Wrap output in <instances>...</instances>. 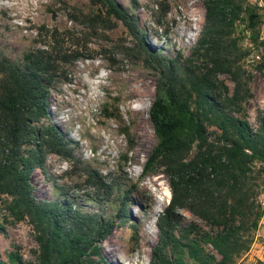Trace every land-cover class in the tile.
<instances>
[{"label":"rangeland","instance_id":"1","mask_svg":"<svg viewBox=\"0 0 264 264\" xmlns=\"http://www.w3.org/2000/svg\"><path fill=\"white\" fill-rule=\"evenodd\" d=\"M115 2L135 17L138 36L110 15L102 2L0 0V58L21 65L25 53L44 46L46 32L52 28L74 33L78 56L47 78V115L32 121L37 129L57 128L64 148L38 147L33 142L21 148L24 157L35 150L39 154L30 165L31 189L38 200L64 201L80 212L113 221L112 231L100 244L106 264H150L158 239L156 220L171 197L162 166L143 171L157 142L149 116L158 76L153 60L160 54L182 67L205 70L201 55L195 53L205 6L204 0ZM160 2L168 4L162 17ZM235 2L230 8L238 14L232 37L239 49L235 69L240 76L239 97L232 99L235 83L226 72L216 74L213 96L226 100L232 115L257 132L264 123V0ZM253 13L258 14L254 23L249 19ZM84 15H97L111 23L91 24ZM139 40L149 45L146 51ZM205 125L210 141H222L217 125L208 120ZM195 151L194 146L187 158ZM259 166L257 161L252 164L253 179L247 178L242 190L248 184L264 208V173L257 172ZM244 191L236 195L241 203L238 221L245 220V206L251 201L245 199ZM11 198L0 193V260L3 264H40L36 232L27 217L17 219L10 213ZM178 222L175 235L180 243L165 248L173 264L179 258L184 264H199L186 242L208 252L212 264L220 261L222 255L204 241L218 227L186 207L179 209ZM91 258L98 256L86 259ZM230 262L264 264V214L248 249Z\"/></svg>","mask_w":264,"mask_h":264},{"label":"trees","instance_id":"2","mask_svg":"<svg viewBox=\"0 0 264 264\" xmlns=\"http://www.w3.org/2000/svg\"><path fill=\"white\" fill-rule=\"evenodd\" d=\"M91 1L102 2L110 15L133 36H138L135 17L115 0ZM231 5H237L235 0H204L205 21L195 53L201 55L205 70L182 67L176 60L160 54L154 56L153 66L158 76L149 116L157 142L143 171L162 166L169 179L171 197L156 220L158 239L152 248L150 264H173L165 248L180 243L175 235L180 208L186 207L219 228L204 240L222 255L216 264H230L235 255L248 249L253 231L264 214L257 193L249 190L248 184L242 190L246 179H253L255 161L260 164L257 172L264 173V123L255 132L245 120L232 115L226 100L213 96L216 74L226 72L235 83L232 99L239 97L240 76L235 72L239 49L232 37L238 14ZM167 8L166 2L164 5L160 2L159 16H164ZM84 18L91 24L98 20L111 23L97 15H84ZM257 18L258 14L249 16L252 23ZM45 37L44 46L25 53L21 65L0 58V193L12 197L9 211L14 217H27L32 224L40 248V264H106L100 244L112 231L114 222L80 212L64 201L38 200L28 176L30 165L39 154L36 150L26 157L21 154V148L32 142L38 147L64 148L57 128L37 129L32 121L47 115V78L61 64L78 56L76 36L68 29L54 27ZM139 44L145 51L149 48L144 41L139 40ZM206 120L222 131V141L209 140ZM194 146L195 153L187 158ZM241 191L251 201L245 206V220L238 221L237 207L241 203L236 195ZM230 197L232 203H228ZM184 245L199 264H212L208 252L196 249L189 242ZM90 255L98 259L87 260ZM0 264H3L1 260ZM174 264L184 262L179 258Z\"/></svg>","mask_w":264,"mask_h":264}]
</instances>
